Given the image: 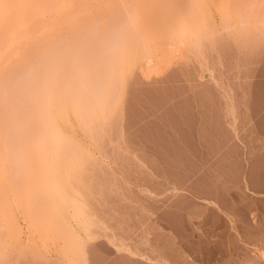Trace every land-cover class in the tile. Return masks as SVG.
<instances>
[{"label": "rangeland", "instance_id": "1", "mask_svg": "<svg viewBox=\"0 0 264 264\" xmlns=\"http://www.w3.org/2000/svg\"><path fill=\"white\" fill-rule=\"evenodd\" d=\"M160 1L143 0L144 12L139 7L140 14L136 10L138 15H131L135 23L139 16L138 23L145 22L146 27L135 28L139 35L135 29L132 33L139 42L148 40L144 45L150 46L149 57L145 54L120 63L104 51L106 58L102 59L107 61L101 60L100 67V52L110 47L101 44L99 48L98 44L92 48L99 41V28L86 38H98L92 39V46L87 42L85 53L92 48L93 54L78 55L99 61L80 57L73 65L78 68L84 63L81 73L69 61L77 91L73 89L76 95L67 97L70 102L75 97L74 103L80 100L83 116L72 117L65 133L68 137L59 141L55 152L54 173L58 174L51 173V177L62 191L54 213L55 237L47 234L51 227L45 220L51 214L46 205L37 204L40 222L45 224L40 232L29 227L30 209L13 207L20 234H0V264H264V23L256 22L257 26L254 19L248 20L247 4H241L245 0L240 4L228 0V4L237 1L241 5H235L242 7L239 12L246 10L244 15L236 14L238 20L235 11L231 16L221 10L227 0H203L211 4L202 14L210 25L200 23V15L192 17V5L196 7L198 0H166L169 6H161ZM119 11H111V18L102 15L111 22L107 24L112 34L106 31V35L115 37L117 24L120 32L126 21V12ZM224 19L231 20L232 26ZM85 30L88 33L91 28ZM150 32L155 38L150 39ZM84 38L78 42L85 43ZM94 64L105 69L104 74ZM119 64L120 70L112 68ZM92 65L103 76L93 72L98 78L92 77ZM76 70L83 77L77 78ZM197 89L220 93L221 105L214 110L228 116L216 127L213 147L208 140L206 153L200 155L193 151L197 137L188 135L189 129L182 132L178 127V135L170 133L175 125L173 113L181 111L172 106L171 99ZM172 145L176 148L173 154L185 166L169 171L170 183L134 166V148L171 157ZM48 159L39 160L34 154L33 162L43 165ZM145 201L161 206L143 207Z\"/></svg>", "mask_w": 264, "mask_h": 264}, {"label": "bare ground", "instance_id": "2", "mask_svg": "<svg viewBox=\"0 0 264 264\" xmlns=\"http://www.w3.org/2000/svg\"><path fill=\"white\" fill-rule=\"evenodd\" d=\"M128 1H132L133 4L132 2H129L130 5L127 4ZM198 1L200 3H198L199 5L196 3V7L195 5H192V7H194L196 10L194 9V15H191L192 17L200 15L202 18V14L203 16L206 14L208 9L211 8V4L208 5V7L204 2L205 0ZM237 1L240 4V0ZM237 1H235V5H237ZM248 1L250 0H245L244 2L241 1V4L243 5H245V3L247 6L250 4V8H246L247 6L245 7L247 13H249V15L245 16H249L247 17L248 20H251V18L254 19V22L252 23H255L256 25V22H258V25L260 22L264 23V2L262 4L263 6H260L258 4H260L261 0L256 5H253L252 3H255L258 0H255V2L252 0V2L250 1L251 3ZM230 2L232 4L231 0ZM140 3H143V0H138L135 2L133 0H0V234L10 232L19 236L20 227L16 217L13 214V207H26L28 210L30 209L32 216L29 227L37 232H40L43 226L46 224V226L51 227V230H49L47 234H51L52 237H55L56 230L54 228L56 221L54 219V213L57 207L58 198L61 196L60 193H62V191L60 192L59 187L56 186L57 183L55 184L54 182L56 181L55 178L53 179V177H51V173H54V168L57 162L55 157L57 153L55 154V152L57 151L56 148L59 144V141L62 140L64 136L68 137L67 134L69 129L67 130V128L70 127V124L72 125V117H78L76 114H79L81 111V106H79L78 102L80 100H78L77 103L75 102L78 105L74 103L75 97H72V102L68 100L71 98L70 95L72 96L73 93L77 91L75 90L77 85H75V88H73V83L76 78L73 77V70H70L68 67L70 64L69 61H71V65H73V63L76 64L79 62L78 60H80V57L81 59L82 57H85L78 55H87L91 52V54H93V49H95L98 44L99 48L101 44H103L106 48H112L113 46L111 52L108 51L110 48L103 50L105 47L102 45L103 48L101 47V51H103L100 52L102 54L99 53L101 55H99L101 59L99 58L100 61L97 60V62L99 61L98 63L100 64V67L103 66L102 62L107 61L102 59V56L106 58L103 53L104 51L106 56L111 54V58H109L110 60L120 63L125 62L131 57L135 58L136 56H146L150 51L149 44L147 46L148 48H146V45H144L147 43H145L144 40L147 39L141 41L139 38L141 43L144 42L142 46L140 45V42L137 40V38L134 37V33L139 35L136 32L137 29L135 28H139L140 26L146 27L144 21L141 20L142 22L138 23L142 16H139V19L138 21L136 20V23L134 21L136 17L134 18L133 16L140 14L138 11L139 7L140 9L143 8L141 7L142 4ZM157 3L161 6L163 3L168 5V2H163V0ZM225 4L226 6L223 8L227 9H223L221 7V10L227 11L226 13L230 15L235 11L236 13H234V16H236V14L242 8H239L241 6H239V4L237 5L239 6V9L237 6L235 7V5H231L230 3L228 4V0L223 4V6ZM251 4L253 6H251ZM167 5L163 6L164 9ZM227 5H230L231 8H229ZM168 6L167 8H169ZM235 8H237V11ZM190 9L192 11V8ZM114 10H120L119 12L123 11V13L125 11L126 14L124 13V16H128L124 17V19L127 18L125 19V22L127 23L124 22V24L122 23L123 25H120V28L123 32L122 35V32L119 28L118 29L120 32L116 30V27H119L118 24L115 29L112 27L113 25L110 27L112 28V32L114 29L116 35L117 33H120L117 35L118 37H116L113 32V35H115L116 38L111 36L112 33L109 31L110 29H108V25L111 24V22H109L108 19L106 20L103 18V16L108 15L111 13V11L115 12ZM162 10L163 9H161V11ZM246 10L244 11L246 12ZM244 11H240L239 13L246 14ZM141 12H144V8L143 11L141 10ZM224 13L225 12H221V14ZM111 15L108 16L111 18ZM240 16L243 17L242 15ZM245 16L243 18H245ZM116 17L117 15L115 18ZM221 17H223V15ZM236 18L234 17L235 20ZM243 18L242 20H244ZM203 19L204 18L201 19L202 21L200 20V23L202 24L206 18L204 20ZM226 19L223 20L225 21L224 23L227 24L226 22L228 21L229 24L231 20ZM248 20L245 23H248ZM207 21L210 22L209 20ZM207 21H205L206 24L210 25ZM108 22L109 24H107ZM141 23L143 24L141 25ZM249 23H251V21ZM230 24V26H232L231 22ZM234 24L235 23H233V25ZM207 25L205 27H207ZM88 27L89 29L91 28V31L86 33L87 31L85 28ZM99 28H101L103 32L101 29L99 30ZM82 29H84V33ZM133 29H135L134 33H132L134 31ZM203 29L205 30V28ZM207 29L208 28H206V31ZM77 31H82L79 32L82 33L79 34L81 36H77ZM93 31L96 34L98 31L102 32H98L100 37L97 35L99 38L98 42L100 43H90L92 42V39L95 38V36L91 40L89 39L90 41L86 39L91 36L90 33L93 34ZM106 31L111 33H108V35L111 37L106 35ZM95 33L93 35H95ZM84 34H86V36ZM82 35L85 37L84 41L85 39L87 41L83 43L80 40L82 45L79 46L83 47L80 48L78 46L80 41L78 42V40L79 38L81 39V37H83ZM72 36H74L75 39L73 38L72 40ZM152 37L155 38V35H151L150 39ZM110 40L112 42H109ZM153 41L154 39L151 40V42ZM87 42L90 43V45H93V49L90 47L92 51L89 50L85 53V51L88 50L87 47L89 46ZM95 42L96 40H94L93 43ZM74 43H77L78 48L74 45ZM111 43H113V45H110ZM107 44L108 47L106 46ZM72 45L75 46L74 48H80L83 54L80 52V50L78 51L76 49L74 50V48H71ZM113 49L115 50L113 51ZM75 52L77 53V57L75 56ZM85 58L88 60L90 56ZM91 59L93 60L94 58L92 57L90 60ZM95 59H98V57ZM101 60L103 61L101 62ZM93 62L97 63L95 60H93ZM76 65L75 69H78L81 73L84 63H82V65L78 68ZM95 65L97 66L98 64H94V66ZM73 66H71V69ZM94 66L92 65L90 68H93ZM121 66L122 64H119V66L117 65L112 68H115L114 70H120ZM94 68L92 70L89 69L92 72L91 76L93 74L92 77H95L96 75L95 78H98L97 74L99 78L103 76L102 74H100L101 76L99 75L100 71L98 70L101 69L99 66L96 67L99 68L97 71H95ZM67 69L68 71L70 70V76L67 78V80H73L72 82L66 80V77H68V75H66ZM78 70H76V74ZM104 71L105 69H101L103 74ZM93 72H97V74L94 75ZM80 73L77 74V78L83 77ZM71 76L73 79H71ZM92 77H89V79ZM63 79H65L67 82H65ZM9 95L12 96L10 97ZM68 95L69 98L67 97ZM74 95H76V93H74ZM8 96L10 98H8ZM68 103L71 104L69 105ZM72 103L74 108L71 107ZM69 106L72 109H70ZM77 107L79 109H77ZM80 116L83 115L79 114V118ZM20 126L23 128V130H21L22 128ZM16 129L19 130L17 131ZM20 131H22L23 134H21ZM16 132H19L18 134L20 135H18ZM66 132L67 134H65ZM34 154L39 158V160L42 159L43 156H49L48 162L43 165H41V163L33 162ZM43 166L46 169L43 168ZM55 174H58V172L54 173L53 175ZM37 204H44V206L46 205L48 208V214H51V216H48V218L45 220V224L40 222L39 214L41 213V207L39 205L37 207Z\"/></svg>", "mask_w": 264, "mask_h": 264}, {"label": "crops", "instance_id": "3", "mask_svg": "<svg viewBox=\"0 0 264 264\" xmlns=\"http://www.w3.org/2000/svg\"><path fill=\"white\" fill-rule=\"evenodd\" d=\"M220 93H204V90L197 89L192 91V93L184 94L181 98L171 99V104L174 108L181 110L180 112L173 113L175 118V125L170 133L178 135L186 129L188 135L192 137H197V144L193 147V151L200 155L201 151L205 154L207 151L206 142H208L213 147L215 137L218 133L217 126L223 121L228 119V116L222 112L214 110L217 106L221 105ZM183 109V110H182ZM169 147V146H168ZM208 149L214 152V149ZM172 154L171 157L166 155L153 156L147 154L146 150H141L140 152L134 148L135 155L133 158V164L136 168H141L145 170V173H149L150 177L155 175L159 181L162 183H170L169 171L185 166V163L181 160L179 155L173 154L176 150L175 146L169 147ZM153 178V177H152ZM151 178V179H152ZM150 179V180H151ZM143 207H157L161 205H156L151 203V201H145Z\"/></svg>", "mask_w": 264, "mask_h": 264}]
</instances>
